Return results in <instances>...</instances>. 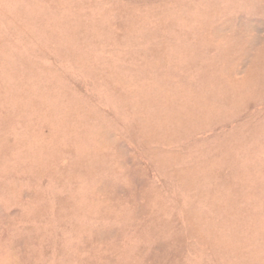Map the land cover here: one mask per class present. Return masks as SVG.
<instances>
[{
	"label": "rangeland",
	"instance_id": "1",
	"mask_svg": "<svg viewBox=\"0 0 264 264\" xmlns=\"http://www.w3.org/2000/svg\"><path fill=\"white\" fill-rule=\"evenodd\" d=\"M0 264H264V0H0Z\"/></svg>",
	"mask_w": 264,
	"mask_h": 264
}]
</instances>
